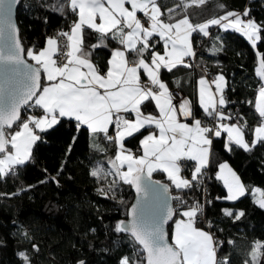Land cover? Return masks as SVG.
<instances>
[{"label":"snow or ice","instance_id":"1","mask_svg":"<svg viewBox=\"0 0 264 264\" xmlns=\"http://www.w3.org/2000/svg\"><path fill=\"white\" fill-rule=\"evenodd\" d=\"M16 3L17 0H0V177L14 173L17 166L33 159L34 146L42 139L37 130L41 133L55 131L62 126V118L72 119L77 128L85 125L93 135L103 133L118 145L117 155L111 161L113 171L104 173L98 168L92 175H113L135 188L138 199L130 210L132 219L127 223L119 222L116 230L128 232L142 247L146 264H221L216 256L217 242L211 233L195 226L196 217L202 212L198 203L181 213L185 219L175 220L169 243L165 225L176 214L170 201L184 203L181 197L170 194V185L175 189H190L200 181L211 163L213 137H221L222 132L227 133L225 148L228 151L233 145L250 151L257 143L264 142V86L259 88L255 104L261 123L254 129L250 144L243 127L222 122L231 119L218 111V106L227 104L223 75L211 82L215 92L206 79L199 81V104L207 115L215 113L221 121L209 127L193 117L191 101L173 102V94L161 79V70L171 71L184 64V57L195 55L193 32L208 36L210 25H220L225 30L242 33L256 47L258 41H264V23L244 19L248 16L247 10L243 14L228 12L220 18L193 25L187 15L166 22L158 0H68V7L78 15L71 30L47 37L46 46L40 50H25L12 18ZM204 3L206 0H191V4L197 6ZM166 11L171 14L174 9ZM138 13L148 18L147 25L142 23ZM84 26L100 33L101 43L110 36L122 46L112 52L104 74L93 64L90 53L83 50ZM60 36L66 38V43H61ZM153 37L163 42V54L154 50ZM62 48L67 51L62 52ZM25 51L34 63L25 60ZM148 52L150 58H145ZM129 54L137 57L131 64ZM57 56L65 59L58 61ZM141 70L147 77L146 83L141 82ZM256 71L264 80V53H258ZM44 80L47 84L42 83ZM153 101L158 116L142 111L146 102ZM25 106L40 112L24 118L21 109ZM133 113L134 119L126 118L125 114ZM181 117L185 120L193 117L191 124L181 122ZM14 125H18V130L8 131ZM153 125L158 131L149 132L140 141L142 155L125 149L126 137ZM110 127L115 128L114 137L108 135ZM182 160L195 161L190 179L181 176ZM125 165L127 170L122 171ZM156 171L166 173L170 185L153 181L151 177ZM216 178L223 181L227 189L224 199L237 200L245 194L239 176L227 163L219 165ZM256 202L264 208V192ZM224 212L234 215L231 210ZM242 215L243 212L236 214V219ZM19 255L30 264L25 253ZM262 256L264 242L257 241L251 253L252 264H260ZM120 264L136 262L125 256ZM222 264H228L227 258Z\"/></svg>","mask_w":264,"mask_h":264},{"label":"trees","instance_id":"2","mask_svg":"<svg viewBox=\"0 0 264 264\" xmlns=\"http://www.w3.org/2000/svg\"><path fill=\"white\" fill-rule=\"evenodd\" d=\"M20 2L16 19L25 50L44 48L47 37L68 32L78 19L77 13L68 7V0ZM158 4L166 22L187 15L193 25H199L228 12L246 9L253 20L264 23V0H206L199 6L191 4V0H158ZM174 5L179 9L165 14ZM138 16L142 19L144 15L138 13ZM208 32V36L198 31L192 33L193 58L197 65H177L171 71L162 69L161 79L177 94L178 102L191 101L193 117L201 119L207 114L198 104L197 80L223 75L227 104L219 106V111L230 116V122L243 127L245 138L251 144L254 129L261 123L255 104L264 80L256 70L258 53H264V41H258L253 47L242 33L217 25H210ZM152 42L155 51L162 50L163 42L158 37H153ZM98 44L99 47H93ZM115 48H122L118 40L109 36L101 43L100 33L84 26L83 50L90 53L101 74L107 72L108 60ZM149 56L150 52L145 53V58ZM128 59L131 63L137 57L129 54ZM142 111L156 114L158 109L153 101L146 102ZM17 129L15 125L8 131ZM150 131L148 127L134 133L125 139L124 146L138 152L140 141ZM113 132L111 127L108 135ZM38 133L42 139L34 146L33 159L17 166L14 173L0 177V264H26L19 255L21 252L30 264H79L80 261L120 264L125 256L136 264H146L140 246L127 232L116 230L117 224L127 218L134 198L131 185L113 175H104L113 171L111 161L117 155L116 143L103 133L93 135L86 126L77 128L76 122L69 118H62V126L55 131ZM226 135L222 132L221 137H213L211 163L192 188L175 189L161 171L154 172L152 178L169 184L170 192L184 201L173 199L174 220L182 216L183 209L197 203L202 206L205 196L203 214L210 226L208 231L217 242L218 261L222 264L227 258L228 264H252L254 244L264 242V208L256 202L253 190L258 187L264 192V142L257 143L250 151L235 145L228 151ZM222 162L233 168L245 187V194L237 200L224 199L226 188L216 178ZM98 168L104 173L93 176V170ZM192 171L186 167L183 173L190 176ZM225 209L234 215H225ZM240 212L243 215L236 219ZM172 223L168 225L169 237ZM260 264H264V256Z\"/></svg>","mask_w":264,"mask_h":264},{"label":"built area","instance_id":"3","mask_svg":"<svg viewBox=\"0 0 264 264\" xmlns=\"http://www.w3.org/2000/svg\"><path fill=\"white\" fill-rule=\"evenodd\" d=\"M246 10V9H245ZM245 11H241V12H235V13H244ZM247 18H250V19H252V14L248 11V16H247ZM141 21H142V23H144L145 25L148 23V18L146 17V16H143L142 17V19H141ZM217 26H219V27H221L220 25H217ZM59 40L61 41V43L63 44V43H66V38L65 37H63V36H61L60 38H59ZM61 51L62 52H66V48H62L61 49ZM60 58H61V60H63V59H65V57L64 56H60ZM194 64V65H197V63H196V61L194 60V58L192 57V60L190 61V60H186V59H184V64ZM147 82V80H145L144 81V83H146ZM218 111H219V106H218ZM24 112H25V118H27V116L28 115H37V114H39V112H40V110L39 109H35V108H26L25 110H24ZM201 122H202V125H205V126H209V127H213V126H215L216 124H218V123H220L221 121H219L218 120V118H217V116L215 115V113L212 115V116H209V115H207L206 116V118H201ZM223 123H226V124H232L233 122H230V120L229 119H225L224 121H222ZM194 165V163H193V161L192 160H182L181 161V169L183 170V169H186V167H192ZM207 171L205 170V173H206ZM203 192H204V194H206L207 192H206V187H204V189H203ZM172 196H176V195H173L172 194ZM205 196H203V200H202V203H203V205L201 206V208H202V215H200V217L197 219V222H199V221H202L203 220V222H204V225H206V227L208 226V228L210 227L208 224H207V222H206V220H205V216H204V214H203V212H204V205H205Z\"/></svg>","mask_w":264,"mask_h":264},{"label":"crops","instance_id":"4","mask_svg":"<svg viewBox=\"0 0 264 264\" xmlns=\"http://www.w3.org/2000/svg\"><path fill=\"white\" fill-rule=\"evenodd\" d=\"M97 23H99V20H97ZM72 28V27H71ZM71 28H70V30H71ZM69 30V31H70ZM68 31V32H69ZM50 37H52V36H50ZM53 37H55V36H53ZM45 46H46V43H45ZM115 49H118V48H115ZM66 51H67V49H66ZM114 51V50H113ZM112 51V52H113ZM111 52V53H112ZM157 52H160L161 54H163V52H164V44H163V46H162V50L161 51H157ZM193 52H194V49H193ZM192 57L193 56H189V57H184V59H187V58H190V59H192ZM56 58H58V56L56 57ZM111 58H112V55L110 56V58H109V60H108V64H109V61L111 60ZM148 58H150V56L148 57ZM34 62V61H33ZM93 64H94V62H93ZM131 64V63H130ZM94 65H96V64H94ZM97 67V66H96ZM217 77V76H216ZM215 77V78H216ZM201 78H204V79H206L208 82H209V85H210V87H211V90L213 91V92H215V85L214 84H212L211 82L213 81V80H215V79H213V80H208L205 76L204 77H201ZM201 78H199L198 80H197V93H198V104H199V87H200V85H199V81H200V79ZM145 80H147V77L145 76V74L143 73V71L141 70V82L142 83H144V81ZM42 83H43V81H42ZM44 84H47V81L45 80L44 81ZM226 88V87H225ZM225 88H224V90H225ZM169 91L173 94V97H174V100H173V102L174 103H177L178 102V98H177V94H175V93H173L170 89H169ZM224 93L225 92H223V95H224ZM201 106V105H200ZM201 109H202V111H203V108L201 107ZM204 112V111H203ZM205 113V112H204ZM126 115V118H128V119H134L135 118V115H134V113L133 114H125ZM147 115V114H146ZM152 115H154V116H158L159 115V111L156 113V114H152ZM181 119V122H187V123H190L191 124V122H192V120L191 121H188V120H185V118L184 117H181L180 118ZM195 119H199V120H201L200 118H195ZM83 127H85V125H82ZM87 127V126H86ZM150 128H151V131L150 132H155V131H158L156 128H155V126L153 125V126H149ZM111 128V127H110ZM18 130V129H17ZM89 130V129H88ZM113 130H114V132H113V134L111 135V136H115V128H113ZM90 131V130H89ZM39 130H37V134L39 135ZM148 135V134H147ZM253 135H254V132H253ZM227 136V135H226ZM126 138H128V137H126ZM125 138V139H126ZM144 138V137H143ZM142 138V139H143ZM246 139V138H245ZM125 141V140H124ZM116 146H117V152H118V145L116 144ZM125 147V146H124ZM125 149H128V148H126L125 147ZM128 150H131V149H128ZM131 152L133 153V154H135V155H142L143 153H142V150H141V146H140V149L138 150V152H135V151H132L131 150ZM193 163H194V166H193V169L192 170H194V167H195V161H193ZM223 163V162H222ZM221 164V163H220ZM230 167V166H229ZM231 169H233V168H231ZM127 170V165H125L124 167H123V169H122V171H126ZM182 170V169H181ZM234 171V170H233ZM161 172H163V171H161ZM193 172V171H192ZM166 174V173H165ZM192 174V173H191ZM167 175V174H166ZM181 176H183L184 178H187V179H190L191 178V175L190 176H185L184 175V173H183V171H181ZM223 182V181H222ZM226 188V187H225ZM226 191H227V189H226ZM231 201V200H230ZM182 217V216H181ZM183 219H185L184 217H182ZM174 228V227H173ZM173 228H171V233H170V237H171V235H172V233H173Z\"/></svg>","mask_w":264,"mask_h":264},{"label":"water","instance_id":"5","mask_svg":"<svg viewBox=\"0 0 264 264\" xmlns=\"http://www.w3.org/2000/svg\"><path fill=\"white\" fill-rule=\"evenodd\" d=\"M20 1H21V0H17V3L13 6V11H12V18H13V21L16 23L18 29H19V24H17V19H16L17 13H16V10H17L19 4L21 3ZM169 8H173L174 11H175V10H178V9H179V6H178V5H174V6H171V7H169ZM165 14H168V12L165 11ZM18 38H19V40H20L21 46L25 49V46H23V44H22L21 36L19 35V32H18ZM24 58H25V60H26L28 63H32V62L28 59V57L25 56V53H24ZM26 108H28V107L25 106L24 108L21 109L22 117H23V114L25 113L24 110H25ZM14 126H15V125H14ZM14 126H13V127H14ZM151 179H152L153 181H158V180H156L155 178H152V177H151ZM159 182H160V181H159ZM160 183H161V184H167L166 182H164V183L160 182ZM132 189H133V195H134V198H133L132 203L130 204L129 210H128V212H127V216H126L127 218H126L125 220H123V222H126V223L131 221L132 217H131V215H130V210H131V208H132V205L137 203V199H138L137 193H136L135 188H134L133 186H132ZM170 194L172 195L171 192H170ZM170 204H171V206H172L173 209H174L173 200L170 201ZM175 217H176V215H174L173 218H172V220H170V221L168 222V224L165 225V231L168 233V240H169V243H171V238L169 237V226H168V225H169L170 223L173 222V220L175 219ZM127 233H128V232H127ZM128 234H129V233H128ZM129 235H130V234H129ZM130 236H131V235H130ZM132 239H133V238H132ZM138 245H139V244H138ZM139 246H140V245H139ZM140 249L143 250L141 246H140ZM144 253H145V252H144ZM145 256H146V253H145Z\"/></svg>","mask_w":264,"mask_h":264},{"label":"rangeland","instance_id":"6","mask_svg":"<svg viewBox=\"0 0 264 264\" xmlns=\"http://www.w3.org/2000/svg\"><path fill=\"white\" fill-rule=\"evenodd\" d=\"M126 7H130L129 5H126ZM238 14H242V13H238ZM139 17V16H138ZM181 19V18H180ZM244 19H250V18H247V17H244ZM147 25V24H146ZM60 38V37H59ZM57 60L58 61H60L61 60V58H60V56H58V58H57ZM206 77V76H205ZM208 80H213V79H209L208 77H206ZM263 86H264V83H263ZM257 99V98H256ZM232 124H237L236 122H234V123H232ZM238 125H240V124H238ZM223 163H226V162H223ZM194 166V165H193ZM193 166L191 167V170L193 169ZM231 168V167H230ZM184 170V169H183ZM183 170H181V171H183ZM233 170V169H232ZM254 195H255V200H259V199H261V189H259L258 187H255L254 189ZM174 195V194H173ZM177 196H178V194H176ZM189 208V207H188ZM184 210H186V209H183L182 210V212L184 211ZM200 215H202V213H200V214H198V216L196 217V224H195V226L197 227V228H200V229H203L204 231H207V232H209L208 231V226L206 227V225H205V227L203 226V225H200V224H204V222H203V220L202 221H199V222H197V219L200 217ZM177 219H183L181 216H179V217H177ZM176 219V220H177ZM175 220L173 221V223H172V228L173 229H175ZM173 233H174V230H173ZM173 233H172V235H173ZM172 235H171V237H172ZM212 235V234H211ZM213 236V235H212ZM214 238V237H213ZM215 240V239H214ZM172 242V241H171ZM217 249V248H216ZM218 260V259H217Z\"/></svg>","mask_w":264,"mask_h":264}]
</instances>
